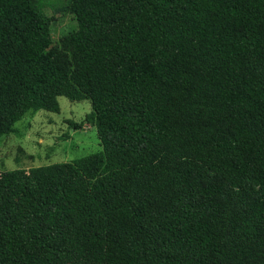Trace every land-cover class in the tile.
I'll use <instances>...</instances> for the list:
<instances>
[{"label": "trees", "instance_id": "trees-1", "mask_svg": "<svg viewBox=\"0 0 264 264\" xmlns=\"http://www.w3.org/2000/svg\"><path fill=\"white\" fill-rule=\"evenodd\" d=\"M59 97L101 150L0 173V264H264V0H0V140Z\"/></svg>", "mask_w": 264, "mask_h": 264}, {"label": "rangeland", "instance_id": "rangeland-1", "mask_svg": "<svg viewBox=\"0 0 264 264\" xmlns=\"http://www.w3.org/2000/svg\"><path fill=\"white\" fill-rule=\"evenodd\" d=\"M53 18L50 39L75 30L71 17L60 8L45 10ZM59 112L38 111L14 125L15 132L0 140V173L25 170L80 159L101 150L95 125L85 120L91 111L87 101L70 102L59 97Z\"/></svg>", "mask_w": 264, "mask_h": 264}]
</instances>
